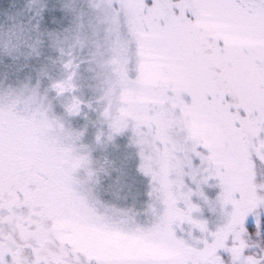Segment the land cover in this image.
Instances as JSON below:
<instances>
[{
	"label": "snow or ice",
	"instance_id": "6c2138e0",
	"mask_svg": "<svg viewBox=\"0 0 264 264\" xmlns=\"http://www.w3.org/2000/svg\"><path fill=\"white\" fill-rule=\"evenodd\" d=\"M0 264H264V0H0Z\"/></svg>",
	"mask_w": 264,
	"mask_h": 264
}]
</instances>
